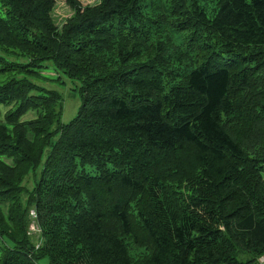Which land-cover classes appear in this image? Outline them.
<instances>
[{"label": "trees", "instance_id": "1", "mask_svg": "<svg viewBox=\"0 0 264 264\" xmlns=\"http://www.w3.org/2000/svg\"><path fill=\"white\" fill-rule=\"evenodd\" d=\"M64 2L0 0V264H259L264 0Z\"/></svg>", "mask_w": 264, "mask_h": 264}, {"label": "rangeland", "instance_id": "2", "mask_svg": "<svg viewBox=\"0 0 264 264\" xmlns=\"http://www.w3.org/2000/svg\"><path fill=\"white\" fill-rule=\"evenodd\" d=\"M82 6L94 5L98 0H78ZM73 14L72 10L66 5L64 0H56L55 8L52 12V17L55 20L56 25H61L65 23V20L68 19ZM52 80L45 84L46 87L56 90L62 95V123H68L76 114V111L80 105L79 96L76 92L79 83L68 79L63 74H58L53 70H48L46 73ZM3 112L5 111L2 109ZM34 114H29L25 118H33ZM264 178V175H263ZM134 252H137L134 251ZM249 257L248 254L240 252L236 255L238 261L243 262ZM38 264H50L47 258H43L38 261Z\"/></svg>", "mask_w": 264, "mask_h": 264}, {"label": "built area", "instance_id": "3", "mask_svg": "<svg viewBox=\"0 0 264 264\" xmlns=\"http://www.w3.org/2000/svg\"><path fill=\"white\" fill-rule=\"evenodd\" d=\"M30 216L31 218H33L34 220L36 219V215L34 211H30ZM38 232V227L36 225V221H33L30 225H29V229H28V233L29 234H36ZM259 264H264V256H261L259 258L258 261Z\"/></svg>", "mask_w": 264, "mask_h": 264}]
</instances>
